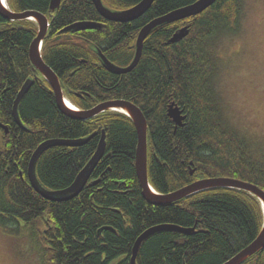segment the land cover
Segmentation results:
<instances>
[{"label": "trees", "instance_id": "1", "mask_svg": "<svg viewBox=\"0 0 264 264\" xmlns=\"http://www.w3.org/2000/svg\"><path fill=\"white\" fill-rule=\"evenodd\" d=\"M15 12L37 11L50 27L42 56L58 75L65 96L82 110L116 99L135 103L148 122V175L159 193H170L197 180L230 177L264 190V165L250 152L244 134L229 123L217 88L220 46L240 30L244 0H217L200 15L154 29L142 57L127 74L110 73L97 49L112 63L128 66L140 30L153 19L197 0H155L140 18L126 23L105 20L92 0H7ZM112 10L142 0H102ZM81 21L101 28L62 32ZM189 34L172 43L184 26ZM38 34L32 21H8L0 15V225L19 221L36 230L48 264H132L133 247L147 229L161 224L194 228L190 234L158 231L141 245L136 264H223L252 243L264 224L261 202L233 188H213L175 203L155 206L143 195L135 167L138 136L132 120L109 111L89 120L64 114L51 85L33 69L29 49ZM29 91L14 119L16 97L28 80ZM184 109L183 126L168 115L170 104ZM106 152L83 191L73 199H45L29 181L30 159L51 139L95 136L81 146H53L36 165L48 190L69 187L97 150L103 131ZM191 171L194 174L191 175ZM243 264H264V249Z\"/></svg>", "mask_w": 264, "mask_h": 264}, {"label": "water", "instance_id": "2", "mask_svg": "<svg viewBox=\"0 0 264 264\" xmlns=\"http://www.w3.org/2000/svg\"><path fill=\"white\" fill-rule=\"evenodd\" d=\"M62 0H51L50 11L54 12L61 5ZM97 9L103 17L108 20L118 21V22H130L141 17L153 4L155 0H143L135 7L126 11H112L104 6L102 0H93ZM217 0H197L196 2L187 5L182 8H178L168 14L157 17L145 25L139 32L138 39L136 42V53L132 62L128 66H116L112 64L110 60L103 54V52L97 49L100 59L103 65L113 74H127L137 67L142 57V51L144 46V41L149 36V34L157 27L165 23H173L190 17H195L200 15L209 7H211ZM0 15L8 21H32L38 26V35L34 38L30 45L29 57L36 73H40L44 79L51 85L57 100V104L60 110L67 116L78 119V120H89L102 113L115 111L126 114L133 122L138 136V143L136 149L135 157V167L137 171L138 180L142 188V195L144 199L155 206H163L175 203L181 199L189 197L201 191H205L213 188H233L238 190L247 191L254 196H256L262 204L264 210V190L259 186L242 181L239 179H234L230 177H214L206 178L195 181L187 186H184L176 191L164 194L157 192L149 182L148 175V122L142 112V110L133 102L124 99H116L102 102L95 107L88 110H79L72 108L68 105L70 100L65 96L64 90L62 88L60 79L54 70L45 62L42 56L43 43L47 37V33L50 27L49 19L46 15L37 11H25V12H15L8 6L7 0H0ZM101 24L95 22H77L64 29L63 32L68 31H80L93 28H99ZM189 34V25L184 26L179 29L170 42L175 43ZM33 84V79H28L21 87L13 107V115L15 121L24 129L26 127L23 125L18 107L20 101L29 91ZM71 103V102H70ZM72 104V103H71ZM73 106V104H72ZM168 115L175 122L176 126H183L186 115H184V110L174 103L170 104L168 108ZM0 127L5 130L6 133L9 132L7 126L0 122ZM95 134H92L86 138L76 139V140H64V139H51L41 143L37 149L34 151L28 168V176L33 188L42 197L53 202H63L78 196L86 184L89 182L95 168L104 157L106 152V132L103 131V135L98 144L97 150L86 164V166L79 172L76 176L74 182L66 189L63 190H48L45 189L39 182L36 175V165L40 156L49 148L53 146H81L90 141ZM194 171H191V175ZM173 230L185 234H190L194 231V228H184L172 224H161L153 226L146 231H144L136 240L133 247V255L131 258V263L136 264V258L139 249L143 242L148 239L151 235L158 231ZM264 249V225L261 229L257 238L250 243L247 247L241 250L238 254L224 262L223 264H243L247 259H249L254 254L262 251Z\"/></svg>", "mask_w": 264, "mask_h": 264}, {"label": "clouds", "instance_id": "3", "mask_svg": "<svg viewBox=\"0 0 264 264\" xmlns=\"http://www.w3.org/2000/svg\"><path fill=\"white\" fill-rule=\"evenodd\" d=\"M234 44L243 54L219 85L227 100L226 116L250 139L264 140V0H245Z\"/></svg>", "mask_w": 264, "mask_h": 264}, {"label": "rangeland", "instance_id": "4", "mask_svg": "<svg viewBox=\"0 0 264 264\" xmlns=\"http://www.w3.org/2000/svg\"><path fill=\"white\" fill-rule=\"evenodd\" d=\"M245 12V0L243 2V13ZM242 18V17H241ZM241 33V21H240V30L238 34L232 39H225V41L220 46V56L222 58V64L220 65L219 72L217 74L216 82L217 88L221 100V105L224 109V114L228 110L227 100L224 95H222L219 85L222 79V76L235 64L237 63L239 57L243 54L242 50L237 49L234 44L235 38ZM228 119V117H227ZM229 121V119H228ZM230 125L240 132L236 126H234L230 121ZM0 129V147L3 144V136ZM247 138L251 155L258 160L261 164L264 165V140L254 141L250 139L247 135L244 134ZM24 223L19 221V227ZM22 230L9 231L5 227L0 225V262L2 264H48V261L45 259L44 255V244L36 233V230H33L27 225H23ZM25 230V231H24ZM27 231V232H26ZM118 261L112 263L117 264Z\"/></svg>", "mask_w": 264, "mask_h": 264}, {"label": "bare ground", "instance_id": "5", "mask_svg": "<svg viewBox=\"0 0 264 264\" xmlns=\"http://www.w3.org/2000/svg\"><path fill=\"white\" fill-rule=\"evenodd\" d=\"M92 1H93V0H92ZM142 1H143V0H142ZM142 1H140V2H142ZM61 2H62V1H61ZM102 2H103V1H102ZM140 2H139V3H140ZM93 3H94V1H93ZM139 3H138V4H139ZM50 4H51V2H50ZM103 4H104V3H103ZM138 4H136V5H138ZM94 5H95V3H94ZM136 5H135V6H136ZM104 6H105V5H104ZM135 6H133V7H135ZM151 6H152V5H151ZM95 7H96V5H95ZM105 7H106V6H105ZM133 7H131V8H133ZM59 8H60V7H59ZM59 8H58V9H59ZM107 8H108V7H107ZM131 8H129V9H131ZM180 8H181V7H180ZM58 9H57V10H58ZM96 9H97V7H96ZM108 9H110V8H108ZM129 9H126V10H129ZM57 10H55L54 12H56ZM97 10H98V9H97ZM110 10H112V9H110ZM126 10H121V11H126ZM148 10H149V9H148ZM148 10H147V11H148ZM112 11H116V10H112ZM147 11H146V12H147ZM50 12H51V13H54V12H52V11H50ZM98 12H99V10H98ZM146 12H145V13H146ZM145 13H144V14H145ZM169 13H170V12H169ZM99 14L101 15L100 12H99ZM144 14H143V15H144ZM143 15H142V16H143ZM101 16H102V15H101ZM102 17H103V16H102ZM103 18H104L105 20H107V21L118 22V21L108 20V19H106L105 17H103ZM139 18H140V17H139ZM81 22H85V21H81ZM89 22H92V21H89ZM76 23H77V22H76ZM95 23H97V22H95ZM119 23H126V22H119ZM73 24H75V23H73ZM99 24H101V23L99 22ZM71 25H72V24H71ZM69 26H70V25H69ZM102 26H103V24H101V27H102ZM67 27H68V26H67ZM67 27H66V28H67ZM101 27H99V28H101ZM93 29H97V28H93ZM93 29H87V30H93ZM63 31H64V29H63ZM63 31H62V32H63ZM72 31H75V30H72ZM80 31H83V30H80ZM68 32H70V31H68ZM37 35H38V34H37ZM33 40H34V39H33ZM30 61H31V60H30ZM102 63H103V62H102ZM112 64H114V63H112ZM114 65H116V64H114ZM116 66H118V65H116ZM120 67H121V66H120ZM107 70H108V69H107ZM108 71H109V70H108ZM109 72H110V71H109ZM110 73H111V72H110ZM68 105H69L70 107L76 109L75 105L72 106V104H71L70 102H68ZM79 110H80V109H79ZM183 110H184V109H183ZM184 115H185V114H184ZM184 121H185V120H184ZM174 123H175V122H174ZM136 149H137V148H136ZM135 157H136V156H135ZM29 181H30V180H29ZM67 188H68V187H67ZM62 190H63V189H62Z\"/></svg>", "mask_w": 264, "mask_h": 264}, {"label": "flooded vegetation", "instance_id": "6", "mask_svg": "<svg viewBox=\"0 0 264 264\" xmlns=\"http://www.w3.org/2000/svg\"><path fill=\"white\" fill-rule=\"evenodd\" d=\"M23 223H24V222H23ZM23 225L25 226L26 224H23ZM23 225H22V226H23ZM22 226L19 227V222H18L16 225H14V224L11 223V224L8 225V227H6V229L9 230V231H12L13 229H15V230H17V232H19V230H20V231L22 230V229H21ZM24 231H25V230H24ZM26 232H27V231H26ZM19 233H20V232H19Z\"/></svg>", "mask_w": 264, "mask_h": 264}]
</instances>
